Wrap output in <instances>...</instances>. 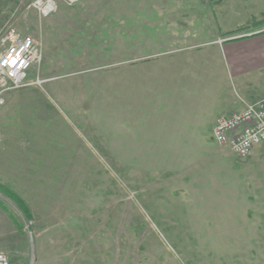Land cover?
Masks as SVG:
<instances>
[{
    "label": "rangeland",
    "instance_id": "374dc122",
    "mask_svg": "<svg viewBox=\"0 0 264 264\" xmlns=\"http://www.w3.org/2000/svg\"><path fill=\"white\" fill-rule=\"evenodd\" d=\"M34 2L0 0L42 55L0 107V188L31 216L0 191L9 264H264V141L248 165L212 135L245 100L216 39L264 0Z\"/></svg>",
    "mask_w": 264,
    "mask_h": 264
},
{
    "label": "built area",
    "instance_id": "2783aa9c",
    "mask_svg": "<svg viewBox=\"0 0 264 264\" xmlns=\"http://www.w3.org/2000/svg\"><path fill=\"white\" fill-rule=\"evenodd\" d=\"M81 1L35 0L32 7L47 17L56 11L58 2L72 7ZM41 60L40 46L32 37L22 36L12 27L0 28V107L5 104V94L40 84L38 79L29 81V74L38 69ZM212 135L218 146L237 159L251 158L256 146L264 141V98L245 104L239 113L219 118ZM0 264H9L2 252Z\"/></svg>",
    "mask_w": 264,
    "mask_h": 264
},
{
    "label": "crops",
    "instance_id": "0c3cea01",
    "mask_svg": "<svg viewBox=\"0 0 264 264\" xmlns=\"http://www.w3.org/2000/svg\"><path fill=\"white\" fill-rule=\"evenodd\" d=\"M216 40L222 42L218 52H220V56H223L228 77L231 79L234 87L245 98V100H241L243 108L247 103L264 98V23L246 31L226 33L219 36ZM243 108L233 110L226 117L241 112ZM218 119H215L213 128ZM256 156L254 150L250 159L241 162L249 165V162ZM260 202L264 208V202ZM252 208L250 206L248 211L252 212ZM255 211L259 213L258 215H254L256 218L254 223L258 222L256 229L258 233L259 227L264 229V225L261 226L264 222L259 220V218L264 217V210L259 211L256 209Z\"/></svg>",
    "mask_w": 264,
    "mask_h": 264
},
{
    "label": "trees",
    "instance_id": "16d2710c",
    "mask_svg": "<svg viewBox=\"0 0 264 264\" xmlns=\"http://www.w3.org/2000/svg\"><path fill=\"white\" fill-rule=\"evenodd\" d=\"M1 193L12 200L17 206L18 210L22 213L26 220H31V216L26 205L15 195L10 189L0 188Z\"/></svg>",
    "mask_w": 264,
    "mask_h": 264
},
{
    "label": "bare ground",
    "instance_id": "6f19581e",
    "mask_svg": "<svg viewBox=\"0 0 264 264\" xmlns=\"http://www.w3.org/2000/svg\"><path fill=\"white\" fill-rule=\"evenodd\" d=\"M215 126V125H214Z\"/></svg>",
    "mask_w": 264,
    "mask_h": 264
}]
</instances>
